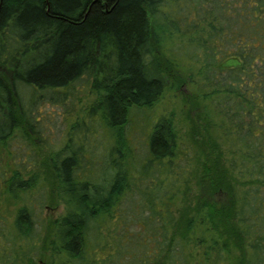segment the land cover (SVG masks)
<instances>
[{"label": "trees", "instance_id": "16d2710c", "mask_svg": "<svg viewBox=\"0 0 264 264\" xmlns=\"http://www.w3.org/2000/svg\"><path fill=\"white\" fill-rule=\"evenodd\" d=\"M83 76L54 144L32 107ZM186 83L137 160L131 115ZM0 264H264V0H0Z\"/></svg>", "mask_w": 264, "mask_h": 264}, {"label": "rangeland", "instance_id": "374dc122", "mask_svg": "<svg viewBox=\"0 0 264 264\" xmlns=\"http://www.w3.org/2000/svg\"><path fill=\"white\" fill-rule=\"evenodd\" d=\"M197 70L198 65L191 67L189 71L187 68L184 71L187 73L186 75H188V72L194 73V76L199 79L197 77ZM194 89L195 86L192 83H186L181 89L168 88L161 99L153 106L145 109H137L133 112L129 127L132 146L136 148L135 154L137 160L145 155L148 135L151 129V120L157 116L170 114L173 111L175 122L181 129L180 133L183 135L186 134L190 123L187 117V106L184 99L186 98L185 94L190 93ZM21 93L25 101L29 103L30 94L28 87L23 86ZM96 97L97 94L91 87V77L83 76L74 82L73 89L68 92L65 100L52 101L47 95L39 97L32 107V113L38 119V125L43 126V131H45L44 135L48 136L50 142L56 144L65 137V134L72 124L86 118L88 107ZM90 125H92V129L97 128V131H100V135L104 134V129L100 121L95 120ZM82 129L78 126L75 132L78 133L79 131L81 133ZM50 175L54 176L52 172ZM50 187H53V184L50 183ZM57 204V206L54 204L46 208L43 211V215L49 219L58 217L63 211V206L59 203ZM184 211L185 213L188 212L187 207H184Z\"/></svg>", "mask_w": 264, "mask_h": 264}]
</instances>
